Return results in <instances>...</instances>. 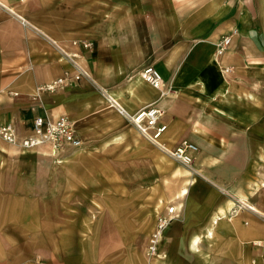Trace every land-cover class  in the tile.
<instances>
[{"label": "crops", "instance_id": "0c3cea01", "mask_svg": "<svg viewBox=\"0 0 264 264\" xmlns=\"http://www.w3.org/2000/svg\"><path fill=\"white\" fill-rule=\"evenodd\" d=\"M1 1L11 12L0 11V124L28 137L36 117L65 116L76 124L80 149L95 140L115 149L124 143L119 149L126 162L139 150L151 164L146 183L160 189L156 201L161 203L165 153L129 128L103 91L130 113L149 105L160 109L168 126L165 145L175 149L189 141L199 151L194 173L172 175L170 206L178 218L165 230L157 259L147 255L149 237L140 261L131 256L132 245L123 257L89 258L86 245H116L141 218L127 206L122 216L109 208L93 215L86 228L83 214L80 233L91 236L69 243L68 235L77 231L69 230L63 205H52L68 196L51 189L54 170L67 168V162L59 167L46 148L23 151L0 138V264H263L264 250L253 243L264 240V208L254 175L264 140V0H142L138 33L129 10L119 22L131 28L117 29L113 17L102 19L101 0ZM109 6L117 10L122 3L112 0ZM127 7L124 3L125 13ZM227 35L232 43L219 55L217 43ZM53 41L78 54L91 79L41 91L69 68ZM147 66L162 74V91L143 80ZM136 133L146 142L140 149L134 145L140 143ZM70 151L75 150L65 153ZM121 198L140 200L132 193ZM214 216L221 218L215 224Z\"/></svg>", "mask_w": 264, "mask_h": 264}, {"label": "rangeland", "instance_id": "374dc122", "mask_svg": "<svg viewBox=\"0 0 264 264\" xmlns=\"http://www.w3.org/2000/svg\"><path fill=\"white\" fill-rule=\"evenodd\" d=\"M89 0H86V2ZM109 1L101 0V18L113 17L118 20L116 22L117 29L131 28V26L123 27L122 22L119 19H124L128 16V10L132 15V28L133 32L138 33L141 30V12H142V0H115L118 4L122 3V8L113 10L110 8ZM92 1L90 0V3ZM124 3L127 4V13L124 10ZM119 7V6H118ZM89 13V11H86ZM56 92V91H55ZM126 125L129 128H134L126 120ZM137 134V133H136ZM140 139V143L134 144L137 149H140L142 143H146L142 137L137 134ZM95 142V143H94ZM92 141L86 147L82 149H75L64 153L60 156H51L53 163H56L60 167V163H66L67 168L61 170V168L54 170L52 192L55 194H63L68 196V201L62 203H52L54 209L58 205H63V210L67 211L69 220V230L77 231L75 234H69V243H74L75 240L83 238V236H91L89 234L83 235L81 231L82 216L86 221V228L92 221V216L97 212H102L105 209H114L118 215L122 216V212L128 209L129 212L135 213L141 220L137 222L138 226L133 228L131 232L126 233L127 238H120L116 245H120V249H116L115 243L110 245L105 243L101 246L89 245L85 246L83 252L86 257L91 258H107L120 255L125 256L128 253V246L132 245V255L136 260H141L144 257L145 246L147 237L153 232L158 215L164 211L170 203H172L171 195L173 194V176L179 177L183 173L188 171H194V164L189 170L187 167L177 163L167 154L164 155V198L165 201L161 203L156 201V197L161 193L156 190L155 187H151L150 183H146L148 173L151 172V164L149 158L140 154L139 150H133L132 161H125L124 149H119V146L124 147L123 144H117V148L108 147V143L101 141V146H98V141ZM261 153L257 155L254 161V175L256 184L258 185L257 196L261 202V208H264V140H262ZM80 152L81 154L73 155ZM131 167L129 170H125V166ZM178 166L184 167V170L177 168ZM177 168V169H176ZM188 170V171H187ZM174 172V173H173ZM32 186H30V190ZM126 193H132L139 197V201L131 202L124 201L125 198H121V195ZM118 195L116 201H99L92 202L89 199L93 197H103L105 195ZM178 194V193H177ZM176 194V195H177ZM122 199V200H121ZM134 205V206H133ZM127 208L125 209V207ZM136 206V207H135ZM79 215V216H77ZM135 220V216H133ZM132 223L135 224L136 221ZM263 220V219H262ZM77 252L82 251L80 248H76ZM147 258V256H146Z\"/></svg>", "mask_w": 264, "mask_h": 264}, {"label": "built area", "instance_id": "2783aa9c", "mask_svg": "<svg viewBox=\"0 0 264 264\" xmlns=\"http://www.w3.org/2000/svg\"><path fill=\"white\" fill-rule=\"evenodd\" d=\"M2 10L9 11V8L0 0V11ZM231 43V36H224L217 43V53L221 55ZM78 45V42H73V46L77 47ZM53 46L58 51L60 60L69 65V68L63 71L61 77L42 86L40 88L41 91L55 92L58 89L74 84V82L91 79L88 69L80 61L78 54L69 52L56 41H53ZM83 46L86 49H91L92 43L85 41ZM142 76L143 80L153 88L160 91L165 88L162 74L154 66L145 67L142 71ZM103 94L110 107L115 108L133 125L144 139L158 147L184 167L190 168L193 165L194 156L198 153L199 147L192 142L183 141L179 147L169 149L163 142L168 126L161 122L162 111L160 109L149 105L135 113H130L108 93L103 91ZM33 127L34 132L31 136L19 137L13 125L0 124V138L10 145L19 147L23 151H34L39 148H46L50 156L54 157L62 155L69 149H80L83 146V140L78 133L75 122L68 117L62 116L55 119L50 115L38 116L34 119ZM177 218V208L173 205L167 209L166 215L157 218L156 226L148 239L147 255L149 258L157 259L159 257V247L163 241L164 232ZM253 245L257 249L264 250V240L255 241Z\"/></svg>", "mask_w": 264, "mask_h": 264}, {"label": "bare ground", "instance_id": "6f19581e", "mask_svg": "<svg viewBox=\"0 0 264 264\" xmlns=\"http://www.w3.org/2000/svg\"><path fill=\"white\" fill-rule=\"evenodd\" d=\"M9 11H11V9H9ZM119 104V103H118ZM162 116H163V112H162ZM166 154V153H165ZM188 168V167H187ZM189 170H191L190 168H188ZM191 172L192 173H194V171H192L191 170ZM194 182V180L192 179V180H190V183H193ZM188 192V188L187 187H184L183 189H182V194H186ZM252 209V207H249V209ZM253 211H255V210H253ZM258 212V211H257ZM218 219H221V218H218V217H213V223L215 224V223H217L218 221ZM208 234L209 235H211V233H212V229L209 227L208 229ZM199 240H200V237H196V238H194V240H193V245H197L198 244V242H199Z\"/></svg>", "mask_w": 264, "mask_h": 264}]
</instances>
